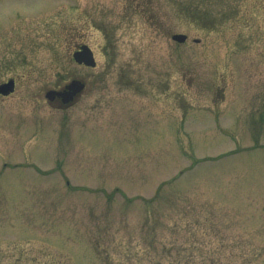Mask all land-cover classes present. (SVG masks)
Here are the masks:
<instances>
[{
    "label": "rangeland",
    "instance_id": "rangeland-1",
    "mask_svg": "<svg viewBox=\"0 0 264 264\" xmlns=\"http://www.w3.org/2000/svg\"><path fill=\"white\" fill-rule=\"evenodd\" d=\"M9 78L0 263L264 264V0H0Z\"/></svg>",
    "mask_w": 264,
    "mask_h": 264
},
{
    "label": "water",
    "instance_id": "water-1",
    "mask_svg": "<svg viewBox=\"0 0 264 264\" xmlns=\"http://www.w3.org/2000/svg\"><path fill=\"white\" fill-rule=\"evenodd\" d=\"M172 39L177 42H184L186 40V35L183 33H174L172 36ZM73 58L77 63H83L87 66H95V59L93 56L92 50L86 45L83 44L80 46L79 50H76L73 53ZM75 83L70 84L67 86V90L63 91L62 95L67 96L65 97V101L70 100V94L75 92L78 88L75 87ZM14 89V81L10 79L9 81L0 84V93L2 94H8ZM52 93V91L47 93V96Z\"/></svg>",
    "mask_w": 264,
    "mask_h": 264
},
{
    "label": "flooded vegetation",
    "instance_id": "flooded-vegetation-1",
    "mask_svg": "<svg viewBox=\"0 0 264 264\" xmlns=\"http://www.w3.org/2000/svg\"><path fill=\"white\" fill-rule=\"evenodd\" d=\"M82 66H84V65H82ZM84 67H86V66H84ZM6 81H8V79L3 81L2 83L6 82ZM73 83H75L76 86H78V89L75 90V92H73L72 94H70V100H68V101L75 100L81 94L82 90L84 89V84L82 82H80V80H75V81H73ZM14 85L16 86V80L15 79H14ZM51 91H52V93H50L49 97H48L49 100L51 101V103H54L56 105L55 107H57V108L64 107L66 105V103L64 105V102H66L65 97H67V96L62 95V93H63V91H66L65 87L64 88H58L55 90L52 89ZM0 95H3V94H0Z\"/></svg>",
    "mask_w": 264,
    "mask_h": 264
},
{
    "label": "trees",
    "instance_id": "trees-1",
    "mask_svg": "<svg viewBox=\"0 0 264 264\" xmlns=\"http://www.w3.org/2000/svg\"><path fill=\"white\" fill-rule=\"evenodd\" d=\"M13 260L16 258L15 262H6V263H0V264H43L42 262H39L37 257L33 256H27V255H21V256H15L12 255Z\"/></svg>",
    "mask_w": 264,
    "mask_h": 264
}]
</instances>
